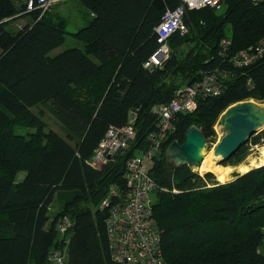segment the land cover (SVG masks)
<instances>
[{
	"label": "trees",
	"instance_id": "obj_1",
	"mask_svg": "<svg viewBox=\"0 0 264 264\" xmlns=\"http://www.w3.org/2000/svg\"><path fill=\"white\" fill-rule=\"evenodd\" d=\"M80 2L88 24L69 32L59 12L36 21L39 13L27 12L22 1L0 0V264H51V251L65 245L66 264H121L112 255L109 208L102 201L113 185L126 194L127 159L149 147L158 120L154 105L217 68L226 71L220 92L200 98L195 111L179 113L176 133L154 157V216L168 264H264V164L220 182L213 172L202 175L191 165L168 161L166 154L173 140L184 142L191 125L208 141L228 107L264 99V58L235 67L219 54L223 36L232 38L234 51L264 36V1L225 0L221 9L188 10L187 33L192 29L208 38L207 51L181 59L180 48L191 38L175 32L168 39L169 59L154 70L144 64L160 45L155 28L181 0ZM25 13L32 20L14 30L12 21ZM69 33L83 47L51 55ZM179 72L183 77L175 81ZM44 103L65 136L34 111ZM133 111L131 145L103 168L93 166L90 159L108 128L127 125ZM23 127L27 133L16 131ZM261 137L264 131L253 143ZM246 146L223 164L241 158ZM21 171L26 175L18 180ZM56 197L63 206L50 219ZM62 215L72 220L68 242L57 230Z\"/></svg>",
	"mask_w": 264,
	"mask_h": 264
},
{
	"label": "built area",
	"instance_id": "obj_2",
	"mask_svg": "<svg viewBox=\"0 0 264 264\" xmlns=\"http://www.w3.org/2000/svg\"><path fill=\"white\" fill-rule=\"evenodd\" d=\"M20 1L26 4L27 12L39 13L37 21L51 11L52 5L60 0ZM253 1L257 4L264 0ZM224 3L225 0H181L175 8H168L155 28L160 45L146 60L144 66L154 70L169 59L171 53L169 37L175 32L184 35L189 30L185 21L188 10L203 7L221 9ZM232 46L233 40L230 36L220 38L219 54L235 67L249 66L264 58V36L255 44L237 51H234ZM222 74L226 75V71L218 68L203 72L198 80L178 88L170 101L154 105L153 111L158 120L156 129L148 135L149 147L137 150L127 159L126 194L120 193L113 185L110 187L109 195L102 201V207L109 208L107 232L112 255L119 263L168 264L164 257L162 233L154 216V192L158 185L150 174V167L163 145L176 133L177 115L195 111L200 98L217 95L222 88L220 77ZM136 113L132 112L127 125L122 127L112 125L108 128L90 159L93 166L103 168L115 159L120 150L131 145L130 140H134L135 135ZM147 163H150V167ZM71 227L72 220L68 215L58 218L57 230L67 242ZM262 251L264 253V242ZM48 260L51 264H66L67 245L54 248Z\"/></svg>",
	"mask_w": 264,
	"mask_h": 264
},
{
	"label": "rangeland",
	"instance_id": "obj_3",
	"mask_svg": "<svg viewBox=\"0 0 264 264\" xmlns=\"http://www.w3.org/2000/svg\"><path fill=\"white\" fill-rule=\"evenodd\" d=\"M15 1L18 5L21 4L20 0H15ZM52 10H54L57 13L59 12L61 15L67 18L68 20L67 30L69 32H76L81 27L88 24L89 13L87 9L83 6V4L80 2V0H60L52 5L51 11ZM31 20H32V16H30L28 13H25L19 16L17 19L13 20L11 27L14 30L20 29L27 22ZM226 32L229 34L230 29ZM198 35L199 34L194 33L192 29H190L189 33H187V36L191 38V41L189 43L184 44L180 48L179 53L181 54V59L187 60V59H190V57H192L195 53H205L207 51V45L210 40H208V38H202L201 37L202 35L201 36H198ZM70 47H83V42L69 33V34H66V40L64 44L54 49L51 52V55H56ZM183 74H184L183 72H179L177 79H175V81H180L183 77ZM258 102H261V101H258ZM33 109L35 112L43 116V118L47 121L48 126H50L51 128H54L61 135L65 136L61 128L59 120L51 112L49 103L40 104L34 107ZM219 119L215 124L216 134L215 136H213L207 141L208 147L205 149V151L208 152L207 155L211 154L210 155L211 158L205 159L202 166L200 167L192 166V169L195 171H198L202 175H205V173L207 172H213L218 181L222 182L226 180L224 182H227L234 178L235 172L242 173L241 167L250 165L253 158L261 157V148L264 147V137H261V141L258 144L253 143V139L254 137H257L258 135H261L262 132L257 133L254 137L249 139V141L246 143L247 145L246 153H244V155L241 158L237 156L234 157V159L232 158L234 160L232 164L230 163L228 165H224L223 163H220V164H218V162L215 163V161H213L215 158L214 149L217 143L221 140V138L227 133V130L223 126L219 125ZM16 131L19 133H24V134L28 132V130H26L25 127L18 128ZM147 165L148 167H150V163H147ZM22 178L23 176H20V175L18 176V180ZM62 203L63 202L59 200V198L56 197L54 199L49 209L50 219H53L54 216L62 209V206H63Z\"/></svg>",
	"mask_w": 264,
	"mask_h": 264
},
{
	"label": "water",
	"instance_id": "obj_4",
	"mask_svg": "<svg viewBox=\"0 0 264 264\" xmlns=\"http://www.w3.org/2000/svg\"><path fill=\"white\" fill-rule=\"evenodd\" d=\"M219 125L227 133L217 143L214 153L220 155V163L227 161L246 144L253 135L264 131V99L243 100L228 107L220 116ZM208 147L202 129L191 125L186 131L184 142L173 140L167 148V159L177 165L200 166Z\"/></svg>",
	"mask_w": 264,
	"mask_h": 264
},
{
	"label": "bare ground",
	"instance_id": "obj_5",
	"mask_svg": "<svg viewBox=\"0 0 264 264\" xmlns=\"http://www.w3.org/2000/svg\"><path fill=\"white\" fill-rule=\"evenodd\" d=\"M125 126V125H124ZM134 127H135V125H134ZM132 142V139L130 140V143ZM100 143V142H99ZM99 145V144H98ZM207 153L208 152H204V160L205 159H208V158H211L210 157V155L211 154H208L207 155ZM212 153V152H211ZM216 158V159H215ZM215 158H214V160L213 161H215V163H217L218 162V164H220V162H219V160L221 159V156L220 155H215ZM253 158V157H252ZM204 160H203V162H204ZM203 162H202V164H203ZM202 164L200 165V166H202ZM264 164V147H262L261 148V157H259V158H253L252 159V161H251V164L250 165H247V166H244V167H241L242 168V172H245V171H248L249 169H251V167H259V166H261V165H263ZM200 166H197V167H200Z\"/></svg>",
	"mask_w": 264,
	"mask_h": 264
},
{
	"label": "crops",
	"instance_id": "obj_6",
	"mask_svg": "<svg viewBox=\"0 0 264 264\" xmlns=\"http://www.w3.org/2000/svg\"><path fill=\"white\" fill-rule=\"evenodd\" d=\"M19 175H20V176H23V178H24L25 175H26V172L21 171V172L18 173V176H19ZM18 176H17V178H18ZM23 178H22V179H23ZM22 179H19V180H22Z\"/></svg>",
	"mask_w": 264,
	"mask_h": 264
}]
</instances>
